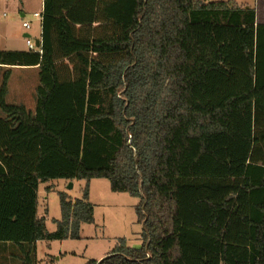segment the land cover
Returning <instances> with one entry per match:
<instances>
[{
    "label": "trees",
    "instance_id": "1",
    "mask_svg": "<svg viewBox=\"0 0 264 264\" xmlns=\"http://www.w3.org/2000/svg\"><path fill=\"white\" fill-rule=\"evenodd\" d=\"M262 35L236 0H44L41 51L0 50V243L36 264L80 240L104 178L139 199L143 244L86 264H264ZM36 66L37 111L7 103L5 68ZM53 180L86 186L49 232Z\"/></svg>",
    "mask_w": 264,
    "mask_h": 264
},
{
    "label": "rangeland",
    "instance_id": "2",
    "mask_svg": "<svg viewBox=\"0 0 264 264\" xmlns=\"http://www.w3.org/2000/svg\"><path fill=\"white\" fill-rule=\"evenodd\" d=\"M236 1L239 5L251 6H256L258 2V0ZM42 2V0H10L9 2L8 0H0V24L12 25L16 29L22 26L23 21H32V31L36 32L40 20L34 18L33 14L41 11ZM22 5H24L26 12L25 19L21 18L20 12L16 8ZM260 41L258 47L260 53H256L257 56L260 54L264 55V35H262ZM259 69H264L263 58L259 62ZM24 76H30L31 83L34 82L32 75H20V78H24ZM37 78L38 82L34 89L36 97L37 89L40 86L39 75ZM11 83L13 87L16 85V89H18L19 81H11ZM6 100L9 104H15L11 94L8 95ZM25 107L27 109L30 108L34 112L37 111V103L26 105ZM4 116L5 114L0 109V119ZM71 184L72 186H70ZM85 186L86 181L84 180H75L73 183L70 182L68 184L64 180H53L49 183L41 184L39 190L41 205L39 207V215L45 216L46 210L45 213L43 210V205L45 204L47 209L46 225L49 232L56 230L55 221L61 218L59 192H66L72 199H77L82 197ZM90 193V202L95 209L94 223L84 225L80 240L40 241L37 243L36 264H86L90 260L99 259L108 254V252H112L119 238H126L130 247L139 248L142 246L141 234L143 226L138 223L135 210L139 199L127 193L112 192L109 180L104 178L91 181ZM18 256V252L13 250V248L0 243V264H22Z\"/></svg>",
    "mask_w": 264,
    "mask_h": 264
},
{
    "label": "crops",
    "instance_id": "3",
    "mask_svg": "<svg viewBox=\"0 0 264 264\" xmlns=\"http://www.w3.org/2000/svg\"><path fill=\"white\" fill-rule=\"evenodd\" d=\"M10 0H8L9 2ZM22 1V0H20ZM42 8L41 11L44 8V0H42ZM212 1V0H211ZM214 1H219V0H214ZM220 1H227V0H220ZM15 2V1H14ZM263 3V5H262ZM241 4V3H240ZM264 0H258L256 3V26L259 29H262L264 27ZM18 12H20L21 18L25 19L26 12L24 10V5L21 7H16ZM25 22V21H23ZM23 22L22 26L17 27L16 29L12 25H5V24H0V50L1 51H29V48L26 44V39L31 38L36 44L39 41L40 44L42 43V22L40 21L39 26L37 27V31H32V26L29 30L25 29L23 27ZM32 22V21H31ZM6 69H10L11 72V77L9 80V94H11V97L13 101H15V105H30V104H36L37 103V97L34 93V89L36 88L38 78L37 76L39 75V68L38 66L36 67H6ZM4 71H1V75ZM20 75H32L33 83L30 81V76H24V78H20ZM19 81L18 84V89H16V85L13 87V84L11 81L16 82ZM14 88V89H13ZM15 90V92H14ZM8 97V96H7ZM32 112L30 108L28 109ZM75 181V180H74ZM72 181V183L74 182ZM66 184L70 183L68 181H65ZM91 184V182H90ZM41 185L39 186L40 190ZM91 197V193H90ZM40 203V201H39ZM41 205H39L40 207ZM43 210L45 213V204L43 205ZM95 210V209H94ZM47 221V220H46ZM95 221V220H94ZM85 225V224H84ZM84 225H82L81 232L84 230ZM126 239V238H125ZM127 241V239H126ZM40 242V241H39ZM37 242V243H39ZM128 244V241H127ZM112 252H108V254L100 257L99 259H96L97 261H101L102 258L107 257L109 254ZM103 258V259H104Z\"/></svg>",
    "mask_w": 264,
    "mask_h": 264
},
{
    "label": "built area",
    "instance_id": "4",
    "mask_svg": "<svg viewBox=\"0 0 264 264\" xmlns=\"http://www.w3.org/2000/svg\"><path fill=\"white\" fill-rule=\"evenodd\" d=\"M43 11H44V8L42 10V12H35L33 14L34 18L40 20L42 22V19H43ZM32 26V22L31 21H25L23 22V27L27 30H29ZM26 44L29 48V50L31 51H41V45L38 47L36 45V43L31 39V38H27L26 39Z\"/></svg>",
    "mask_w": 264,
    "mask_h": 264
},
{
    "label": "water",
    "instance_id": "5",
    "mask_svg": "<svg viewBox=\"0 0 264 264\" xmlns=\"http://www.w3.org/2000/svg\"><path fill=\"white\" fill-rule=\"evenodd\" d=\"M36 45L39 47L41 44H40V42L38 41ZM70 186H72V184H71Z\"/></svg>",
    "mask_w": 264,
    "mask_h": 264
}]
</instances>
